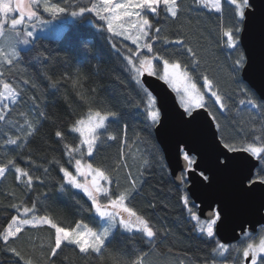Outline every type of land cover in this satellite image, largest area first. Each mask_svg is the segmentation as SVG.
Returning <instances> with one entry per match:
<instances>
[{"label":"snow or ice","instance_id":"6c2138e0","mask_svg":"<svg viewBox=\"0 0 264 264\" xmlns=\"http://www.w3.org/2000/svg\"><path fill=\"white\" fill-rule=\"evenodd\" d=\"M182 3L183 0H88L87 4L73 5L70 0H63V4L68 5L65 7L53 0H0V152L5 154V160L0 161V180L14 171L17 184H23L29 192L34 188V181L44 183V179L34 176L29 168L21 167L17 163V156L36 167L31 156H23V151L44 127L43 121L49 119L48 113L35 100L31 106L23 101L25 86L35 89L38 87L35 82L25 78L22 84L17 83L6 79V74H11L19 64L22 51L30 50L35 43L37 25L46 26L53 21L63 22L70 18L74 32L65 38L70 44L78 40L76 32L94 28L111 46L123 72L127 74L125 83L131 95L125 97V104L137 110L135 115L141 117L143 127L149 134L161 127L162 112L145 76L155 77L177 92L183 109L181 119L187 118L185 123L197 120L198 110L203 109L207 113L204 123L209 131L215 130L212 134L218 142L217 167L228 168L234 162L244 160L247 172L240 181V191L250 196L257 192L264 193V94L258 95L253 86L238 77L250 67L249 56L240 47L242 33L249 25L256 24L264 32V9L258 10L253 0H192L189 9H206L220 14L218 18L221 21L226 6L231 13V23L227 27L221 23L220 45L227 50L231 61L228 77L243 97L239 104L241 111L246 110L249 114L250 127L248 131L239 128L236 136L226 138L217 113L229 111L227 98L208 75H202V86L194 78L201 61L180 29H177L175 37L162 35L164 28L159 21H179L184 11ZM44 14L51 19H46ZM43 30L41 27L40 31ZM47 59L44 57V60ZM184 59H189L190 64L184 63ZM160 64L163 65L162 74ZM45 78L51 94L60 92L63 83H70L76 97L87 106V111L72 121L67 129L68 133L78 135V143H69L67 134L60 127L55 130V142L63 145V155L75 172L58 159L53 158L49 163L58 165L62 174L57 191L65 193L75 189L83 193L90 201L88 210L94 212L93 219L99 218L96 221L98 227H91L82 221H77L74 227L59 226L52 216L39 214L36 201L32 202L31 207L23 201L13 203L11 207L17 214L11 216L6 226L0 227V250L16 258L13 264H55L54 258L68 246H74L86 257H93L94 254L100 264H147V257L157 247V242L169 235V229L167 226L157 227L149 218L129 206L128 202L138 191L137 178L130 171V186L113 193L108 187L113 183L111 175L85 159L94 156L105 135L109 141L117 138L109 132V126L122 120L121 113L96 108V89L86 87L78 70L75 75L65 71L59 79L50 75ZM178 83H183L182 96L179 95L181 89L174 87ZM11 114L21 119H14ZM124 132L126 135V121ZM180 152L186 161L185 169L191 171L196 161L183 148H180ZM148 163V160H144L145 166ZM49 171L48 167L43 168L45 174ZM140 175L142 177L143 172ZM201 175L204 180L209 179L207 175ZM177 179L181 184L187 183L183 173ZM8 195L14 196L15 193ZM180 204L196 238L210 248V255L203 258L202 264H264V222L260 224L259 233L250 226L245 229L242 225L241 239L235 244H225L217 239V228L222 221L220 211L213 210L202 218L198 210L193 211L198 208L195 202L183 194ZM254 212L264 218V197L254 207ZM43 225L54 229V236L50 238L46 251L41 246L40 260L37 261L22 254L15 242L28 228L36 229ZM118 233L121 241L126 239L132 242L130 248L123 247L117 241ZM124 233L128 236L125 237ZM137 239L148 245L149 250L140 248L135 243ZM175 251L172 247L168 248L169 253ZM184 255L188 258L179 259L178 264H193L192 258L187 253Z\"/></svg>","mask_w":264,"mask_h":264},{"label":"trees","instance_id":"16d2710c","mask_svg":"<svg viewBox=\"0 0 264 264\" xmlns=\"http://www.w3.org/2000/svg\"><path fill=\"white\" fill-rule=\"evenodd\" d=\"M53 2L68 6L63 4V0H53ZM87 2L88 0H70L73 5L87 4ZM191 4L192 0H183L181 7L184 11L179 21H159L160 26L164 28L162 35L175 37L177 29L183 32L185 39L197 52L201 61L194 78L202 86V75H208L227 98L229 111L225 114L217 113V118L220 120L224 136L234 137L238 134L236 130L239 128L249 130L250 117L246 110L241 111L239 100L243 97L228 77V66L231 61L228 59L227 50L220 45L221 23L227 27L231 23V13L226 6L221 21L218 18L220 14L208 12L206 9L189 10ZM44 16L46 19H51L47 14ZM67 20L69 22L59 37L38 35L30 50L22 51L21 60L12 69L11 74H6V79L10 81L22 84L23 79L27 78L38 85L35 89L25 86L23 101L31 106L35 100L47 111L49 119L43 121L44 127L23 151V156H31L36 167L17 156V163L21 167L29 168L34 176L44 179V183L34 181V188L29 192L23 184H17L14 171H10L6 178L0 180V227L6 226L11 216L17 214L11 205L22 201L29 207L33 201H36L39 214L52 216L59 226L74 227L77 221H82L91 227H98L96 221L99 219L97 217L93 219L94 213L88 210L90 201H87L83 193H78L75 189L65 193L57 191L62 174L58 165L49 163L55 158L69 170L72 169V164H69L68 158L63 155V145L55 142V130L60 127L67 134L69 143L73 145L78 143V135L68 133L67 129L72 121L87 111V106L76 97L70 83H63L60 92L51 94L47 89L48 80L45 77L50 75L59 79L65 71L75 75L78 70L86 87L96 89L95 107L105 111L116 110L122 116L119 123L109 126V132L117 138L109 141L105 135L98 144L94 156L85 159L94 166L105 169L111 175L113 183L109 187L113 193L130 186L128 180L130 171L131 175L137 178L138 191L128 202L129 206L145 215L157 227L167 226L169 229V235L158 241L157 247L147 257V264H178L179 259L188 258L185 253L192 258L193 264H202L203 258L210 255V248L196 238L187 223L183 206L180 204V196L187 195L186 184L175 186L153 132L149 134V131L143 127L142 119L135 115L137 110L134 107L126 106L125 97L131 93L126 88L127 74L123 72L120 61L111 46L102 38V34L96 32L94 28L76 32L78 40L70 44L65 38L74 32V28L73 21L70 18ZM44 57L48 59L44 60ZM184 63L190 64L189 59H184ZM161 69L162 64L159 66L160 71ZM238 77L241 78L240 74ZM23 108L22 104L21 110ZM11 115L14 119H21L15 114ZM191 158L194 159L193 156ZM4 160L5 154L0 152V161ZM144 160L149 161L147 166L144 165ZM44 167L50 169L48 174L43 172ZM141 172H143L142 177ZM10 192H14L15 195H8ZM193 211L197 209L194 208ZM53 236L54 229L47 225L36 229L28 228L15 242V246L26 257L39 261L41 246L46 251ZM124 236L127 237L128 234L124 233ZM136 236L139 237V234ZM117 241L125 248L132 246V242L126 239L121 241L119 233ZM135 243L143 250H149V246L139 239ZM169 247L177 251L169 253ZM14 260L16 258L9 252L0 250V264H13ZM54 261L55 264H100V261L94 258V254L93 257L83 256L74 246L63 248Z\"/></svg>","mask_w":264,"mask_h":264},{"label":"water","instance_id":"95a60500","mask_svg":"<svg viewBox=\"0 0 264 264\" xmlns=\"http://www.w3.org/2000/svg\"><path fill=\"white\" fill-rule=\"evenodd\" d=\"M253 3L258 10L264 9V0H253ZM240 47L250 62V67L240 77L253 86L258 95L264 94V32L258 24L249 25L242 33ZM144 79L157 97L162 112V125L159 130H153V135L175 186H181L177 178L184 173L187 195L198 206L196 209L201 217L213 210L221 212L222 221L217 228V239L221 242L235 244L241 238L242 225L245 229L250 226L257 233L264 218L255 214L254 207L264 193L250 196L240 191V181L247 172L246 162L239 160L228 168L217 167L218 142L213 138L215 130L209 131L204 123L207 113L198 110L197 120L185 123L187 118L181 119L183 109L168 85L155 77L145 76ZM180 148L196 161L191 171L184 167L186 161ZM201 173L209 179L204 180Z\"/></svg>","mask_w":264,"mask_h":264},{"label":"rangeland","instance_id":"374dc122","mask_svg":"<svg viewBox=\"0 0 264 264\" xmlns=\"http://www.w3.org/2000/svg\"><path fill=\"white\" fill-rule=\"evenodd\" d=\"M42 10V9H41ZM17 15H18V13H17ZM67 22H69L67 19L65 20V21H63V22H58V21H53L51 24L52 25H46V26H40V25H37V33H36V35L38 36V35H44V36H50V37H53V38H57V37H59L60 35H61V33H62V31L64 30V28H65V26H66V24H67ZM41 27H43V31H40V28ZM134 46V45H133ZM161 74H162V72H163V65H162V69H161ZM168 87H169V85H168ZM174 87H178V88H180L181 89V91H180V93H179V95L180 96H182L184 93H183V83H178V84H176V85H174ZM170 88V90L175 94V96H176V100H177V103H179V105H180V102H179V96H178V94H177V92L176 91H174L173 90V88L172 87H169ZM180 107H181V105H180ZM182 108V107H181ZM70 171H72V172H75V169H74V167L72 166V169L70 170ZM81 179H83V177H81ZM110 186V185H109ZM108 186V187H109ZM94 213V212H93ZM98 218V217H97ZM99 219V218H98ZM259 233V232H258Z\"/></svg>","mask_w":264,"mask_h":264},{"label":"flooded vegetation","instance_id":"af4514ba","mask_svg":"<svg viewBox=\"0 0 264 264\" xmlns=\"http://www.w3.org/2000/svg\"><path fill=\"white\" fill-rule=\"evenodd\" d=\"M259 229H260V228H259ZM259 229H258L257 233L259 232Z\"/></svg>","mask_w":264,"mask_h":264}]
</instances>
